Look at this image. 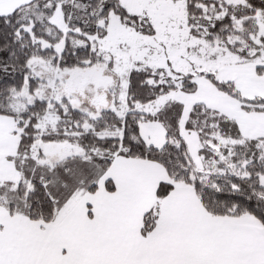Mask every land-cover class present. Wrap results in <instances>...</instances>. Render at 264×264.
<instances>
[{"label":"snow or ice","instance_id":"6c2138e0","mask_svg":"<svg viewBox=\"0 0 264 264\" xmlns=\"http://www.w3.org/2000/svg\"><path fill=\"white\" fill-rule=\"evenodd\" d=\"M0 264H264V0H0Z\"/></svg>","mask_w":264,"mask_h":264}]
</instances>
